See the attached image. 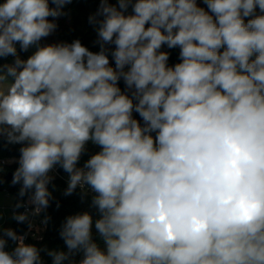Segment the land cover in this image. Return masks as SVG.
<instances>
[{
	"label": "clouds",
	"instance_id": "clouds-1",
	"mask_svg": "<svg viewBox=\"0 0 264 264\" xmlns=\"http://www.w3.org/2000/svg\"><path fill=\"white\" fill-rule=\"evenodd\" d=\"M202 2L99 0L94 52L41 44L72 0H0V138L22 145L11 185L31 206L12 219L47 210L57 166L98 213L65 218L66 251L0 213V264H264V0Z\"/></svg>",
	"mask_w": 264,
	"mask_h": 264
},
{
	"label": "trees",
	"instance_id": "trees-1",
	"mask_svg": "<svg viewBox=\"0 0 264 264\" xmlns=\"http://www.w3.org/2000/svg\"><path fill=\"white\" fill-rule=\"evenodd\" d=\"M111 3H115L116 0H110ZM200 7L206 9V5L203 4L202 0H197ZM51 6V5H50ZM99 7V0H72V3L68 4L64 8L66 15L61 16L56 20V23L60 26V38L67 43H71L75 39H79L82 44L88 47L91 51H98L99 45L96 44L97 34L95 27L89 23V16L94 14ZM131 12V9H129ZM51 19V18H50ZM18 54L22 59H24L25 52L19 51V45H17ZM164 51L170 52V59L168 61L169 66L174 65L179 62V49H167L166 46L162 49ZM14 61L13 57H7L0 60V63H12ZM121 89H124L123 81L120 82ZM135 118L139 119L138 115L134 113ZM22 145L19 144H9L6 138H0V162L3 164V171L0 172V178H2V183H0V190H6L8 193L14 196V206L17 201L21 198L18 196L20 185H11V178H6L7 175L15 171L18 167L19 158V148ZM86 153L81 157L78 167H82L84 162L92 155L98 152L100 149L98 146L93 145L89 142L86 145ZM14 159L12 162H6L5 159ZM61 172L65 173L61 168ZM49 190L52 192L53 199L50 201V206L47 210L40 214L43 219L44 216L50 217L45 229L43 231L42 237L40 239L33 238L29 236L25 243L36 245L40 249L48 250H65V245L63 240L59 236V231L65 218L69 215H75L77 213H82L88 211L92 214L95 220L98 217V213L94 208L90 207L91 203V193H88L82 200V191L77 188V190L71 196H65L64 190L67 187V183L61 178L53 179L52 183L49 184ZM28 197L25 196L23 200L25 201ZM59 203V207H57ZM28 221L24 223H17L16 221L10 222L5 228H13L18 234H25L28 229ZM93 240L97 242L101 248L104 247L102 238L96 233L93 227ZM15 247V244L9 240L7 249L11 251ZM41 257L44 264H52V259L49 257L45 251H41ZM82 258L81 255L74 257V260L78 262Z\"/></svg>",
	"mask_w": 264,
	"mask_h": 264
},
{
	"label": "rangeland",
	"instance_id": "rangeland-1",
	"mask_svg": "<svg viewBox=\"0 0 264 264\" xmlns=\"http://www.w3.org/2000/svg\"><path fill=\"white\" fill-rule=\"evenodd\" d=\"M60 32L56 30L52 35L47 37L46 39L41 41V44H51V43H59L65 42L63 39L60 38ZM35 49H29L28 52H25L24 59H26ZM6 162H12L14 159H5ZM13 207H14V196L8 193L6 190H0V213L3 215V227H6L10 222L13 221L12 214H13ZM45 229V225L41 226L42 232Z\"/></svg>",
	"mask_w": 264,
	"mask_h": 264
},
{
	"label": "built area",
	"instance_id": "built-area-1",
	"mask_svg": "<svg viewBox=\"0 0 264 264\" xmlns=\"http://www.w3.org/2000/svg\"><path fill=\"white\" fill-rule=\"evenodd\" d=\"M60 26L58 25L57 29L56 30H60ZM51 175H53L54 179L55 178H61L63 179L66 183H67V179H68V174L67 173H63L61 172L60 168L57 166V168L53 171V173H51ZM80 189V188H78ZM81 190V189H80ZM82 191V190H81ZM28 199V198H27ZM27 199L25 201H27ZM25 210L29 211V213L31 212V206H28L26 205V207H21L19 209H15V206L13 207V212L14 211H18V212H24ZM13 215V214H12ZM42 218L41 216H29V221L28 223L30 222L32 224V227L31 229H29V225H28V229H27V236H26V239L29 237V236H32L33 238H37V239H40L42 237V230H41V226L44 225L42 223ZM15 221V220H13ZM23 235V234H21ZM26 241V240H25Z\"/></svg>",
	"mask_w": 264,
	"mask_h": 264
},
{
	"label": "water",
	"instance_id": "water-1",
	"mask_svg": "<svg viewBox=\"0 0 264 264\" xmlns=\"http://www.w3.org/2000/svg\"><path fill=\"white\" fill-rule=\"evenodd\" d=\"M12 177V173L10 172L6 178H11Z\"/></svg>",
	"mask_w": 264,
	"mask_h": 264
}]
</instances>
